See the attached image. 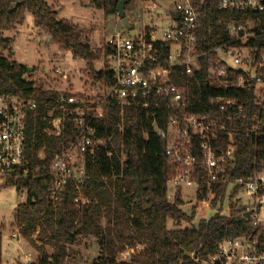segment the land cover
Masks as SVG:
<instances>
[{"label": "built area", "instance_id": "1", "mask_svg": "<svg viewBox=\"0 0 264 264\" xmlns=\"http://www.w3.org/2000/svg\"><path fill=\"white\" fill-rule=\"evenodd\" d=\"M137 1L140 5L135 13L130 16L125 12L130 27L122 22L123 28L104 42L107 53L102 67L95 69L105 70L109 77L105 74L95 84H87L85 75L79 72L78 87L58 89L57 104L47 116L43 111L36 112L45 120L53 110H61V115L52 118L45 128L48 135L60 136L64 122L74 128L70 142L55 154L45 173H39L25 152L28 113L37 110V103L0 94V182L17 188L20 180L44 178L48 186L46 199L54 206L61 201L68 184L81 189L90 177L88 164L96 154L102 150H107L108 157L114 154L113 136H99L95 124L106 117L108 102L113 100L119 108L118 131L123 130L125 114L136 109L146 119L144 138L148 139L149 131L154 130L166 140L164 154L174 167L167 183L169 202L181 200L179 207L188 206L187 209L198 202L197 214L201 215L202 211L226 214L233 207L243 208L249 230L219 242L206 259L193 252V259L201 264H264V161L252 173L234 177L238 147L234 129L250 113L245 102L233 95L237 88L254 90L257 111L250 131L264 129V0H218V10L240 16L219 20L226 36L206 50L198 47L205 0ZM159 22L166 27L159 26ZM210 56L204 82L218 93L205 109L194 106L188 85L176 80L191 76L199 84L201 60ZM57 73L68 80L61 70ZM165 110L170 114L163 128L159 119ZM39 156L44 153L41 151ZM200 175L205 179L207 195L197 200V192L204 191L199 185ZM219 182L226 183L224 208L208 210L206 205L215 194L212 185ZM185 187H196L195 200L184 199ZM19 191L26 194L24 186ZM74 201L78 206L91 202L82 193ZM21 238L24 237L16 226L8 240L20 242ZM134 252L125 250L120 258L130 259ZM32 261L31 252L26 253L24 263Z\"/></svg>", "mask_w": 264, "mask_h": 264}, {"label": "trees", "instance_id": "2", "mask_svg": "<svg viewBox=\"0 0 264 264\" xmlns=\"http://www.w3.org/2000/svg\"><path fill=\"white\" fill-rule=\"evenodd\" d=\"M61 0H0V94L18 100H33L36 111H29L27 118L25 152L30 163L45 173L55 154L66 146L74 134V128L64 122L60 136L48 135L45 128L52 118L61 115L60 109L43 119L36 112L47 116L56 106L58 91L46 89L37 81H28V66L13 59L11 43L13 38L6 32L17 30L25 20L26 12L34 16L35 26L44 31L50 41L60 50H70L74 56L87 64L83 70L84 81L95 84L108 75L105 70H96L95 63L106 55L103 46L93 50L83 31L67 19L58 18L55 3ZM106 16L117 15L119 0H87ZM218 0H205L202 7V24L198 33V47L206 50L216 46L224 38V25L240 16L236 12L217 9ZM8 55H5V52ZM210 57L201 60L202 71L199 84L194 77L177 79L179 84L188 85L194 106L206 109L211 97L218 90L204 82ZM109 77V76H107ZM234 97L243 100L249 109V118L234 129L237 139V167L234 177L252 173L264 161V129L253 133V114L257 111L254 90L237 88ZM200 102V103H199ZM119 108L115 101L108 102L106 117L95 122L99 136H113L114 154L106 156L107 150L98 152L88 164L89 178L77 189L68 184L57 206L46 197L48 186L44 178L20 180L17 189L26 188V199L15 208L14 219L23 237L28 239L39 255L30 264H69L72 258L71 246L87 238H94L98 244V255L92 264H201L192 257L198 252L201 259L215 252L224 239L245 234L248 221L243 208L233 207L228 213L214 212L212 216L196 220L198 202L190 209L179 207L178 200H167V183L174 174V167L164 154L166 140L154 130H147L146 119L136 109L125 114L123 130L116 126ZM170 111L165 110L159 119V126L166 128ZM212 112V115H217ZM43 157L39 156L40 152ZM122 154L125 158L122 159ZM203 194L197 192V200L207 195V185L201 175L198 177ZM212 207L222 210L225 205L226 183H215ZM82 193L91 202L78 206L74 198ZM104 221V224H103ZM36 236L34 238V235ZM3 236L0 230V261ZM140 246V249H137ZM134 249L130 259H121L120 253Z\"/></svg>", "mask_w": 264, "mask_h": 264}, {"label": "rangeland", "instance_id": "3", "mask_svg": "<svg viewBox=\"0 0 264 264\" xmlns=\"http://www.w3.org/2000/svg\"><path fill=\"white\" fill-rule=\"evenodd\" d=\"M139 5L137 0L129 2L125 9L126 14L131 16ZM55 7L58 18L69 20L83 31V36L88 38L93 50L100 49L110 36L123 28L122 20L118 15L106 16L103 10L94 8L87 0H61L55 3ZM158 24L163 26V22ZM165 27L164 25L163 28ZM5 35L13 38L11 43L13 59L31 68L25 76L28 80L40 82L46 89L54 91L66 89L70 85L78 87L79 72L84 75L86 62L74 56L72 51L60 50L52 43L49 36L35 26L31 12H26L22 26L17 30L6 32ZM4 54L8 55V52ZM101 67L102 61L95 63V68ZM58 69L68 75V80L62 79V75L57 73ZM183 190L186 201L195 200L196 187H185ZM25 197L26 194L16 187L0 182V230L3 236L0 264H25L26 253L31 252L32 260L39 255L25 237L21 238L20 242L17 239L8 240L16 228L15 208L25 201ZM206 207L211 210L212 205L209 203ZM184 208L187 209L188 206ZM202 212L204 215L197 214L198 219L203 216L210 217L214 213L212 210ZM71 251L72 258L69 264H92L93 259L98 255L99 247L94 238H87L71 246Z\"/></svg>", "mask_w": 264, "mask_h": 264}, {"label": "water", "instance_id": "4", "mask_svg": "<svg viewBox=\"0 0 264 264\" xmlns=\"http://www.w3.org/2000/svg\"><path fill=\"white\" fill-rule=\"evenodd\" d=\"M130 0H119L117 5V14L121 18L123 24L126 27H130V23L128 21V18L125 15V6L129 3ZM31 68L28 67V71H30ZM249 213H245V216L247 217Z\"/></svg>", "mask_w": 264, "mask_h": 264}, {"label": "crops", "instance_id": "5", "mask_svg": "<svg viewBox=\"0 0 264 264\" xmlns=\"http://www.w3.org/2000/svg\"><path fill=\"white\" fill-rule=\"evenodd\" d=\"M121 30V29H120Z\"/></svg>", "mask_w": 264, "mask_h": 264}]
</instances>
